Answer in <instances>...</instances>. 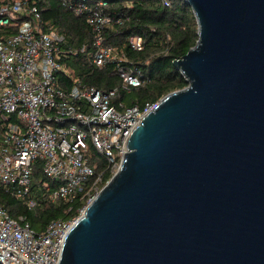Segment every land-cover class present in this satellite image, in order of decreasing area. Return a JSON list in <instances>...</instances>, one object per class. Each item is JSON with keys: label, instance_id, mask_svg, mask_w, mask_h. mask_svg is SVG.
Here are the masks:
<instances>
[{"label": "water", "instance_id": "water-1", "mask_svg": "<svg viewBox=\"0 0 264 264\" xmlns=\"http://www.w3.org/2000/svg\"><path fill=\"white\" fill-rule=\"evenodd\" d=\"M186 1L187 85L133 130L57 264H264V0Z\"/></svg>", "mask_w": 264, "mask_h": 264}, {"label": "built area", "instance_id": "built-area-1", "mask_svg": "<svg viewBox=\"0 0 264 264\" xmlns=\"http://www.w3.org/2000/svg\"><path fill=\"white\" fill-rule=\"evenodd\" d=\"M63 1L94 28L92 63L98 68L115 63L127 91L141 85L140 73L122 65L126 53L105 41L113 21L108 1ZM162 1L170 5V0ZM40 16L29 0H0V26L14 29L0 38V183L16 195H28L40 164L43 192L50 201L71 202L82 194L89 204L103 187L105 174L118 171L130 135L155 104L128 106L117 88L62 87L57 73L67 72L66 36L40 25ZM129 42L134 50L144 48L142 35H131ZM91 146L105 158V169L90 162ZM79 216L53 219L36 233L24 216L14 218L0 206V263L57 264L64 238Z\"/></svg>", "mask_w": 264, "mask_h": 264}, {"label": "trees", "instance_id": "trees-1", "mask_svg": "<svg viewBox=\"0 0 264 264\" xmlns=\"http://www.w3.org/2000/svg\"><path fill=\"white\" fill-rule=\"evenodd\" d=\"M9 0H4V2ZM95 1V0H93ZM113 21L106 27L105 41L126 53L128 60L122 65L140 73L143 83L123 89L121 78L115 73V63L103 68L91 61L94 28L85 16L74 13L63 0H29V6L36 5L41 14L37 20L43 27H54L66 36L63 61L67 70L57 73L62 87L74 84L94 86L109 90L117 88L119 99L126 105H138L142 109L147 104H156L168 93L184 88L187 80L174 65L182 58L198 38V23L192 7L186 0H170L165 5L162 0H106ZM32 18V15H28ZM13 28L0 26V38L13 32ZM144 37V48L134 50L129 42L131 35ZM90 162L97 164V170L106 168V160L91 146ZM105 174L102 186L111 178ZM45 179L41 165L34 169L31 191L28 195H16L12 188L0 183V206L14 218L24 216L36 233L45 231L48 223L56 218L71 219L80 215L81 208L88 203L82 194L71 202L54 203L44 194ZM34 205H30V199Z\"/></svg>", "mask_w": 264, "mask_h": 264}, {"label": "rangeland", "instance_id": "rangeland-1", "mask_svg": "<svg viewBox=\"0 0 264 264\" xmlns=\"http://www.w3.org/2000/svg\"><path fill=\"white\" fill-rule=\"evenodd\" d=\"M115 154H117V151L115 150Z\"/></svg>", "mask_w": 264, "mask_h": 264}]
</instances>
